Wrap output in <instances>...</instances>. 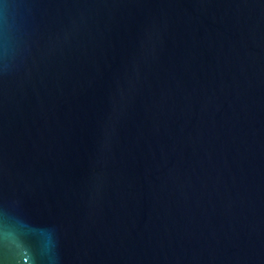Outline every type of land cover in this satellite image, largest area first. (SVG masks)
<instances>
[{"label": "water", "instance_id": "water-1", "mask_svg": "<svg viewBox=\"0 0 264 264\" xmlns=\"http://www.w3.org/2000/svg\"><path fill=\"white\" fill-rule=\"evenodd\" d=\"M0 264H264V0H0Z\"/></svg>", "mask_w": 264, "mask_h": 264}]
</instances>
